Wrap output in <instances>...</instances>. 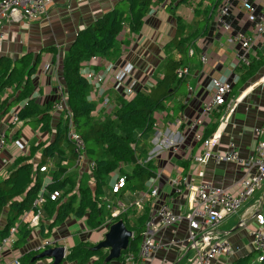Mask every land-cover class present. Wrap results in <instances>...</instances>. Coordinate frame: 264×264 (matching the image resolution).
Instances as JSON below:
<instances>
[{
	"label": "crops",
	"instance_id": "0c3cea01",
	"mask_svg": "<svg viewBox=\"0 0 264 264\" xmlns=\"http://www.w3.org/2000/svg\"><path fill=\"white\" fill-rule=\"evenodd\" d=\"M119 1L121 0H53L52 4L48 6L46 16L40 20L4 21L2 29L7 37L3 42L0 56L16 60L27 53L41 54L42 62L33 76V96L42 106L50 102L54 104L59 97V86L65 88L62 69L65 53L82 29L112 10ZM173 1V6L169 8L168 5ZM180 1L165 0L163 3H155L150 14L145 18L139 35L133 36L128 29H125L117 38V46L108 59L97 57V61L89 60L84 63L82 70L102 72L105 70V65L111 63L117 71L130 62L135 67L131 79L138 82L136 90H144L148 87L147 84L151 79L155 80L163 76L161 65L166 56L164 45L176 33V17H181L188 27L201 19H199V12H196L199 0H189V2L177 6ZM249 1L255 6L258 13L264 12V0ZM242 2L243 0H233L228 16L232 30L227 32L218 21L223 0L221 6L214 13L207 35L195 40V44L189 50L188 82L176 97V104H173L171 99L167 103L170 107H177L183 103L184 110L180 111L175 108V111L171 109L156 114L157 126L154 139L151 141L153 149L150 155L157 165L154 182L159 189V194L157 197H151L152 214L153 210L163 202H167L176 213L186 214L194 201V188L192 189V187H197L201 183L223 188L233 194L238 191L239 181L246 173L243 164L218 162L212 158L204 164L195 161V158L204 152V145H199L195 140L196 132L191 128V125L193 120L201 114L205 102L210 97L208 84L212 79L222 76L232 77V75H237L239 78L238 83L234 84L228 100V104L231 103L234 106V111L221 133V138L215 143L213 153L225 154L229 145L235 143L241 158L246 160L254 153L258 141L264 139L263 136L256 133V130H260L264 126V35L249 53V60L252 62L249 68L239 65L237 61V56L243 52L240 45L228 42V38L236 33L246 36H250L252 33V26L247 20ZM49 49L50 51H48ZM203 56L206 57V62H203ZM114 75L115 72L107 76L105 89L112 101L118 104V99L122 95L114 89ZM131 79L128 80V83ZM96 97L92 98L97 103L94 116L96 119H103L110 109L104 108L102 98L97 99ZM22 104H19L16 109H19ZM226 108L227 105L210 115L205 120L201 131L209 130L215 124H219L221 115L226 113ZM176 111L180 114L178 117ZM10 114L0 122V133L8 134L9 141L14 140L13 138L17 134L18 139L14 141L18 147L8 146L3 152L0 159V176L6 173L16 158L28 154L31 146L52 138L47 134L39 133L38 139H34L29 148L26 145L25 147L19 146L17 141H19V134L24 127L20 124L11 125V118L7 119ZM52 115L53 128H55L63 117L55 111ZM164 137L170 140L174 146L159 148L157 139ZM74 164L75 167L69 171L77 173L81 177L84 172L80 167H77L76 162ZM199 172H203V175L199 176ZM180 173L188 179V182H191V187L185 188L181 194H176L171 181ZM259 192H264V183L255 195ZM254 196L241 211L226 218L219 226L218 234L231 243L234 254L231 258L221 257L212 264H230L238 258L255 253L249 229L255 226L254 214L258 204L261 205L264 214V194L260 200ZM29 219L30 216L27 220ZM78 223L86 229V232L90 233L101 234L109 229L105 226L98 231H92L85 226V221L74 217H70L65 225L60 226L68 227L67 231L71 235L81 234L83 231L78 230ZM59 228L57 229L56 226L55 231L54 229L52 231L55 238H51V234L49 239L56 242V246H65L67 252L74 245L69 244L66 239L68 236ZM187 232L186 221L173 227L161 229L157 236L161 248L157 251L152 264H179L188 254H192L194 258L195 248L186 241ZM31 233L34 238L30 237L24 247L6 250L3 263L16 264L14 260L18 259L21 262L20 258L35 251L36 245L40 243L41 239L40 230H32ZM53 262L52 258H43L39 259L36 264H53ZM192 263L193 261L190 264ZM63 264L75 263L64 262Z\"/></svg>",
	"mask_w": 264,
	"mask_h": 264
},
{
	"label": "trees",
	"instance_id": "16d2710c",
	"mask_svg": "<svg viewBox=\"0 0 264 264\" xmlns=\"http://www.w3.org/2000/svg\"><path fill=\"white\" fill-rule=\"evenodd\" d=\"M164 1H119L112 10L82 29L63 57L66 103L76 131L84 141L86 157L94 164L90 170L93 186L85 181L79 182L80 176L77 178L76 173L69 171L68 165L78 161L79 153L69 138L68 121L61 118L53 128V103L42 106L33 96V76L42 62V55L27 53L16 60L0 56V122L23 103L17 112L20 125L25 127L34 123L40 134L52 136L31 146L28 154L16 158L0 176V241L20 217L38 209L42 213L39 229L42 239H49L53 229L70 217L85 221V226L92 231L105 226L110 228L122 221L133 232L128 247L121 251L118 259L108 260L109 249H96L100 241H84L68 249L63 263L126 264L130 255L137 260L142 234L152 215L151 193L156 187L157 165L150 155L157 126L156 114L171 109L175 111L178 106L184 110L182 104L177 107L167 104L182 92L188 82L189 74L179 76L177 71L188 67L189 50L195 40L207 35L214 13L223 0H199L196 12L201 19L190 28L181 17H176V33L164 45L163 76L151 79L150 87L136 90L130 97H120L118 104L114 102L103 119L94 116L97 103L90 99L92 88L81 71L84 63L93 57L108 59L117 46V38L125 29L133 36L139 35L153 5ZM187 2L189 0H181L177 6ZM173 4L174 1L168 7ZM251 65L250 61L246 68ZM219 124L203 130L199 145L217 131ZM13 139L16 141L18 135ZM128 166L132 167L130 172L125 170ZM43 167L46 169L41 172ZM115 175L125 181L117 193H113L110 187ZM55 192L60 195L52 201L51 195ZM40 196L45 198V203L35 206ZM140 199L144 206L138 210L135 202ZM119 203L126 209L113 217L107 207L118 206ZM30 237L31 230L21 224L11 248L24 247ZM39 253H27L20 258V264H36L39 259H33ZM230 264H264V259L257 261L255 252Z\"/></svg>",
	"mask_w": 264,
	"mask_h": 264
},
{
	"label": "built area",
	"instance_id": "2783aa9c",
	"mask_svg": "<svg viewBox=\"0 0 264 264\" xmlns=\"http://www.w3.org/2000/svg\"><path fill=\"white\" fill-rule=\"evenodd\" d=\"M53 0H1L0 1V54L3 42L7 35L2 29L3 22L19 21L22 19L36 21L46 16L48 6L52 4ZM233 0H224L220 8L218 21L222 28L229 32L232 30L228 22V16L232 8ZM242 8L247 14V20L251 24V35L236 33L228 38L230 44L238 43L243 50L237 56L239 65L248 66L250 63L249 53L256 42L264 35V12L258 13L255 6L249 0H243ZM91 60L97 61V57ZM203 62H206V57L203 56ZM135 70L133 64L126 63L117 71L114 65L109 63L105 65V70L95 72L91 70H82V74L87 79L92 88V97L102 98V106L108 108L113 103L110 96L106 93L105 81L107 76L115 72L114 75V89L122 96L130 97L136 91L138 82L132 80V74ZM179 76L189 74V68L184 67L179 69ZM130 82L128 83V80ZM237 75L232 77H218L212 79L208 84L210 92L209 99L205 102L201 114L192 122L191 128L195 130V140L202 139L201 128L205 120L212 115L216 110L222 106H226V113L220 120L217 131L211 138L204 141V152L195 158L200 164H204L208 159L212 158L216 161L235 162L243 164L246 168V173L239 181V188L236 193H230L227 190L212 186L211 184L201 183L197 187H192L194 193V201L189 211L186 214L176 213L166 202L161 203L158 208L153 211L149 220L145 225V230L142 234L140 245V253L137 260L132 255L126 258V264H152L157 251L161 248L157 240L158 233L163 228L173 227L182 221L188 224V236L186 241L195 248V256L192 264H212L217 259L231 258L234 254V249L231 243L218 234V228L221 223L228 217L237 214L245 204L261 189L264 183V139L259 140L254 153L244 160L240 156V151L235 143L229 145L225 154L213 153L215 143L221 138L223 129L227 126L231 114L234 111V106L228 104L229 97L233 90L234 84L238 81ZM148 82L147 86H151ZM59 97L53 104V111L59 113L64 120L68 121L69 138L75 143V150L79 153L78 163H81L85 153V144L82 137L77 133L75 125L72 121V114L68 109L65 96V88L59 86ZM90 94V96H91ZM111 101V102H110ZM113 106V105H111ZM111 109V108H108ZM18 108L13 110L10 114V124L17 126L20 124L18 119ZM200 129V131H198ZM256 133L264 137V126ZM158 147L167 148V146H174V144L164 138H158ZM18 145L25 147V143L17 141ZM8 145L7 135L5 132L0 133V159L3 152ZM90 168L94 166L89 164ZM45 167L41 168V172L45 171ZM178 175L171 184L176 194H181L185 188L191 187V182L184 175ZM199 176L203 172L198 173ZM125 181L123 178L115 175L112 178L110 187L113 193L119 192L124 187ZM42 195V193H40ZM159 194L158 187H153L151 195L157 197ZM59 193L55 192L51 195V200L55 201L59 197ZM45 203V198L40 196L35 201V206H41ZM138 210L143 209L144 201L140 199L135 202ZM113 217H117L121 212L125 211L126 207L119 203L118 206L109 205L107 207ZM28 215V216H27ZM30 216V219L27 218ZM42 220V213L40 210H33L25 213L19 218L18 222L13 225L8 232V235L0 241V264L3 263V256L7 249L11 248L12 244L17 240V235L21 224L28 226L30 230H39L40 221ZM255 226L249 229L252 237V245L254 251L257 253V261L264 259V214L261 210V205L258 204L254 214ZM56 242L51 239H42L40 245L35 251H41L49 248H54ZM66 249V248H65ZM16 264H20L18 259L14 260Z\"/></svg>",
	"mask_w": 264,
	"mask_h": 264
},
{
	"label": "rangeland",
	"instance_id": "374dc122",
	"mask_svg": "<svg viewBox=\"0 0 264 264\" xmlns=\"http://www.w3.org/2000/svg\"><path fill=\"white\" fill-rule=\"evenodd\" d=\"M22 20H26V19H22ZM22 20H19V21H12V22H21ZM229 22V21H228ZM230 23V22H229ZM231 25V24H230ZM232 27V26H231ZM110 96V95H109ZM176 97L174 96L173 97V99H171V101L173 102V104H176ZM112 100V99H111ZM111 102V101H110ZM115 105V103L113 102L111 105ZM182 105H183V103H181ZM180 104V105H181ZM111 105H109L108 106V108H111L112 106ZM178 109L181 111V109H180V107L178 106ZM176 114H177V117L180 115V114H178V111H176ZM158 115V114H157ZM181 117V116H180ZM7 119H10V116H8L7 117ZM39 134V132H38V127L34 124V123H31L30 125H26L23 129H21V133L19 134L20 136H19V141L21 142V143H25V145H26V147H28L29 148V145H32L33 144V142H34V139H38V135ZM17 146V144H16V142L14 141H10L9 143H8V145H7V147L9 146V147H13V146ZM18 147V146H17ZM82 162L81 163H78L77 161H75L76 162V165H77V167H80L81 169H82V172H84V174H82L81 176L82 177H79V175L76 173V175H77V178L79 177V182H81V181H83V179L85 178V182L86 183H88L90 186H93V178H92V176H91V173H90V170H91V168H90V166H89V164H90V162L91 161H89L88 159H87V157H86V154L84 153V157L82 158ZM1 164V163H0ZM68 165V164H67ZM70 168H73V167H75V164L74 163H70L69 165H68ZM131 169H132V167L131 166H128V167H126L125 168V170L127 171V172H130L131 171ZM154 181V180H153ZM263 186V185H262ZM262 188V187H261ZM263 194H264V192H259V193H257L255 196H254V198H257L258 200H260V199H262L263 198ZM256 199V200H257ZM107 212V211H106ZM28 216V215H27ZM65 223L66 222H64V223H62L63 225H65ZM62 224H59L58 226H57V229L59 228V229H62L63 231H64V234L66 235V236H68L66 239L68 240V242H69V244L70 245H76V244H78V243H80V242H83V241H94V242H97V240H99L100 242L101 241H103L104 240V238H105V235H106V233L108 232V230L107 231H105V233H101V234H99V233H94V232H92V233H90V232H86V229L84 228V227H81V224L80 223H78V227H79V231H83L81 234H70V232L68 233V231H67V228L68 227H65V226H60V225H62ZM40 229V228H39ZM76 230H77V228H76ZM54 231H55V229H54ZM31 232H32V230H31ZM32 234V233H31ZM69 234V235H68ZM92 237V238H91ZM34 238V236H31V239H33ZM39 238V237H38ZM51 238H55V236L52 234L51 235ZM42 239V238H41ZM40 239V242L42 241ZM187 239V238H186ZM62 240H64V239H62ZM96 240V241H95ZM37 243H36V240H35V245H36ZM40 245V243H38L37 245H36V248L35 249H37L38 248V246ZM57 244H55L54 245V247H57L56 246ZM161 245V244H160ZM35 247V246H34ZM63 247H65V246H63ZM66 248V247H65ZM46 250H48V249H45V250H41V251H39L40 253L39 254H41V253H43V252H45ZM193 256H192V254H188L187 255V257L183 260V261H181L179 264H190L191 263V261H193Z\"/></svg>",
	"mask_w": 264,
	"mask_h": 264
},
{
	"label": "water",
	"instance_id": "95a60500",
	"mask_svg": "<svg viewBox=\"0 0 264 264\" xmlns=\"http://www.w3.org/2000/svg\"><path fill=\"white\" fill-rule=\"evenodd\" d=\"M133 237V232L128 230L122 221H119L110 226L103 241L99 242L96 249H109L108 260L118 259L121 256V251L129 245L130 239ZM52 258L53 264H61L66 258L65 247L49 248L45 252L37 255L33 260Z\"/></svg>",
	"mask_w": 264,
	"mask_h": 264
}]
</instances>
